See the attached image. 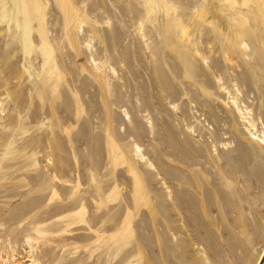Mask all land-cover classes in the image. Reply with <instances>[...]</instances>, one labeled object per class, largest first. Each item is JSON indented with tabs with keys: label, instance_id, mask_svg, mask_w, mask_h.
I'll list each match as a JSON object with an SVG mask.
<instances>
[{
	"label": "rangeland",
	"instance_id": "374dc122",
	"mask_svg": "<svg viewBox=\"0 0 264 264\" xmlns=\"http://www.w3.org/2000/svg\"><path fill=\"white\" fill-rule=\"evenodd\" d=\"M0 15V264H264V0Z\"/></svg>",
	"mask_w": 264,
	"mask_h": 264
},
{
	"label": "bare ground",
	"instance_id": "6f19581e",
	"mask_svg": "<svg viewBox=\"0 0 264 264\" xmlns=\"http://www.w3.org/2000/svg\"><path fill=\"white\" fill-rule=\"evenodd\" d=\"M0 16H1V15H0ZM57 208H58V205H57ZM61 208H62V207H61ZM61 208H60V209H61ZM17 264H20V263H17Z\"/></svg>",
	"mask_w": 264,
	"mask_h": 264
}]
</instances>
